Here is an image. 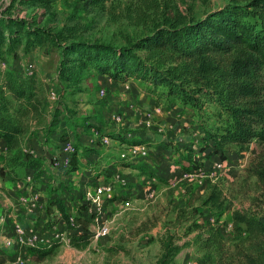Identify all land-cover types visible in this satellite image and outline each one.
<instances>
[{
    "label": "rangeland",
    "instance_id": "374dc122",
    "mask_svg": "<svg viewBox=\"0 0 264 264\" xmlns=\"http://www.w3.org/2000/svg\"><path fill=\"white\" fill-rule=\"evenodd\" d=\"M49 1L46 8L38 0H0V79L6 68L32 75L46 99L43 115L31 121L26 134L40 132L35 149L45 158L44 172L29 179L20 169L16 178L0 177V264H244L251 247L244 229L236 230L234 214H264V184L254 174L264 159V139L217 150L210 134L224 127L228 116L218 103L207 102L198 110L190 107L196 118L189 126L176 123L165 132L150 133V140H139L149 145L150 157L139 159L145 169L132 167L120 156L129 144L111 138L107 145L101 133L112 126L127 133L147 131L133 126L127 104L136 103L140 117L149 108L141 99L153 96L167 112L178 106V119L193 116L141 80H114L92 67L78 79L61 72V46L54 36L80 23L82 41L122 45L148 33L155 21L176 13L200 19L230 0H109L105 10L90 14L83 0ZM9 25L20 29L15 34L19 43ZM102 88L106 96H101ZM58 138L75 146L67 168L53 163L58 155L62 161L66 157L56 147ZM99 145L102 154L96 150ZM102 181L113 182L117 197L96 212L95 190ZM212 192L221 193L222 209L206 204ZM35 194L39 201H25ZM53 199H61L70 223L50 204ZM99 225L109 231L97 238ZM20 229L29 236L66 238L34 247L22 243Z\"/></svg>",
    "mask_w": 264,
    "mask_h": 264
},
{
    "label": "trees",
    "instance_id": "16d2710c",
    "mask_svg": "<svg viewBox=\"0 0 264 264\" xmlns=\"http://www.w3.org/2000/svg\"><path fill=\"white\" fill-rule=\"evenodd\" d=\"M38 1L50 7L49 0ZM108 1L83 0L84 10L88 14L105 10ZM15 27L8 26L11 36L19 43L15 34L20 29ZM82 27L76 23L54 34L55 42L61 46V72L70 71L69 76L78 79L84 70L92 67L114 80L138 79L151 86L152 92L161 90L169 101L177 99L197 110L207 102L218 103L228 121L210 134L217 150H224L228 145L243 148L257 137L264 139V0H230L200 19L176 13L162 22L155 21L148 33L116 46L82 41L79 37ZM27 32L34 36L33 32ZM42 34L37 37L38 44L42 43ZM3 72L0 177L16 178L23 168L33 169L39 177L44 172V159L26 149L25 139L31 121L43 115L46 99L32 75L24 76L9 68ZM101 133L129 145L141 142L127 141L108 130ZM68 140L59 138L60 144ZM254 174L264 184V159ZM205 202L223 208L221 193L212 192ZM52 203L70 223L61 199H53ZM234 223L236 230L244 229L250 242L251 252L244 254V264H264V214L236 211ZM34 250L41 252V249Z\"/></svg>",
    "mask_w": 264,
    "mask_h": 264
},
{
    "label": "crops",
    "instance_id": "0c3cea01",
    "mask_svg": "<svg viewBox=\"0 0 264 264\" xmlns=\"http://www.w3.org/2000/svg\"><path fill=\"white\" fill-rule=\"evenodd\" d=\"M132 80H134V79H132ZM141 102H143V104H145L147 106V108L148 107L149 108L147 110H143L140 117H139L140 113L138 112V110H136L137 105L134 102L127 104L126 113L131 114L130 115V121L132 124H134L133 125L134 127L135 126L141 127V128L146 127V130L149 133L147 131H145L142 134H139L138 132L137 133H129V132L127 133L126 131L123 132L122 131L123 129H119L117 126H112L109 128L110 130H108V129L107 130L113 134H120L127 141H129V140H131V141H134V140H136V141L137 140H150L151 139L150 136H152V134H150V133L157 132L159 134L160 133L159 131L165 132L171 126H174L173 124H176V123L180 126L188 125L187 124L188 121L191 122V120H193V118H196L195 113L190 109V106H185L182 104L183 106L178 108V109H183L184 111H186V113L191 114V116H193V117L191 119H187V117H183V118L178 119V117H180L179 116L180 113L178 114V112H176V109L178 106L174 107V110L167 112L166 109L164 108V106L162 104H160V100H156L155 97H153V96H148V99H144V100L141 99ZM173 102H175L176 104H177V102L180 103V101L177 99H174ZM175 103H172V104H175ZM157 104H160V105H157ZM113 120H114V117H113ZM178 125H177V129H179V127H180ZM39 128H41L40 130L44 129L42 127H39ZM41 132H43V131H41ZM28 136L25 139L26 149L32 151V153L34 155H36L38 157H42L44 159V162H45V158L42 156V152L41 153L38 151L36 152V149H35L36 144H37L36 142H37L38 138L41 137L40 132L38 133L37 136H35V135L29 136V137ZM58 140H59V138H58ZM119 142H121V141H119ZM138 143H141V142H138ZM59 144H60V142L58 141L56 143V147L58 149H59ZM121 144L127 145L128 142H121ZM105 147L107 148V145H105L104 148ZM96 148H97L96 150H98V152L102 154L101 150L103 149V147L99 145ZM109 159H111V157ZM127 161L130 162L129 164H131L132 167L134 166L138 169H145L146 168L145 165H143L141 163V161H139V160H135V161L134 160H127ZM127 161H125V162H127ZM45 166H46V164H45ZM44 169H45V167H44ZM23 170H25L28 173L29 179H32L34 177L35 172L33 169L23 168ZM61 176L65 177L66 175L61 174Z\"/></svg>",
    "mask_w": 264,
    "mask_h": 264
},
{
    "label": "built area",
    "instance_id": "2783aa9c",
    "mask_svg": "<svg viewBox=\"0 0 264 264\" xmlns=\"http://www.w3.org/2000/svg\"><path fill=\"white\" fill-rule=\"evenodd\" d=\"M33 72L30 71V74ZM101 96H106L107 90L102 88L100 90ZM51 98L56 99L57 95L55 92H52ZM122 117L120 115L116 116L117 121H121ZM102 141L105 144H110L111 143V137L108 135L103 136ZM148 144L147 143H135V144H130L127 145L126 147V152L122 153L120 156L122 159H128V160H139V159H147L150 157V150L148 149ZM61 153L65 154V159L62 161L58 156H56L53 159L54 166L59 168L62 166V168H67L70 162V155L74 152L75 146L71 141H66L60 145ZM216 167L218 169H221L223 167L222 162H218L216 164ZM123 196V194H122ZM120 196V197H122ZM116 196V190L113 186V182H105L102 181L99 185H97L96 190H95V197H94V203L97 205L98 210L96 212H100L102 210L103 204L105 201L113 200L115 199ZM39 195L35 194L34 197L31 199L27 200L25 199L26 202L28 201H39ZM131 202L129 200L125 201V205L129 206ZM35 205V204H34ZM98 222V221H97ZM20 231L23 233L22 234V243L28 244L30 246H37V247H47V246H52L53 242L55 241H63L65 240V236L63 234H58L54 239L47 238L41 234H35V235H25L23 232V229H20ZM109 231V227L106 225H99V227L96 230V237L99 238L105 234H107Z\"/></svg>",
    "mask_w": 264,
    "mask_h": 264
}]
</instances>
